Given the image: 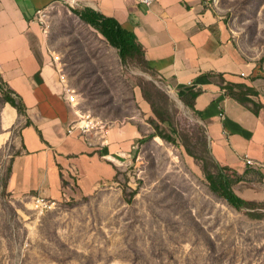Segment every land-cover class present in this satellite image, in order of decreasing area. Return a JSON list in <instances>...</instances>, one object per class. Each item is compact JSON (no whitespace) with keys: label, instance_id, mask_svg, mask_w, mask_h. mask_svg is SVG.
<instances>
[{"label":"rangeland","instance_id":"obj_1","mask_svg":"<svg viewBox=\"0 0 264 264\" xmlns=\"http://www.w3.org/2000/svg\"><path fill=\"white\" fill-rule=\"evenodd\" d=\"M205 5L243 61L263 74L264 0ZM81 8L56 0L44 25L60 55L59 74L75 96V123L97 141L92 154L103 174L94 188L73 190L42 215L30 196L13 194L8 182L19 127L1 120L8 88L0 79V264H264V198L254 200L263 205L257 211H237L210 191L206 175L216 172L217 161L197 113L155 72L123 67L115 49L72 12ZM250 99L264 108V84ZM157 115L170 122L171 130H160L172 141L150 135L148 121L159 123ZM126 124L138 136L115 142L105 155V130ZM245 171L233 188L262 191L264 172ZM72 176L75 184L79 173Z\"/></svg>","mask_w":264,"mask_h":264},{"label":"crops","instance_id":"obj_2","mask_svg":"<svg viewBox=\"0 0 264 264\" xmlns=\"http://www.w3.org/2000/svg\"><path fill=\"white\" fill-rule=\"evenodd\" d=\"M55 1L0 0V79L25 107L22 115L5 103L1 120L12 130L19 127L14 136L19 154L13 161L9 190L61 200L74 191L94 188L102 171H97V154H92L97 141H89L87 129L75 123L72 94L59 74L60 55L51 47L49 29L35 19L37 10L46 11ZM75 1L133 31L148 65L179 95L200 91L194 109L219 165L239 175L247 169L243 155L264 164V108L255 115L223 88L245 83L259 95L264 79H252L256 68L243 61L205 0H155L149 7L135 0ZM135 136L137 130L127 124L118 129L109 126L105 155L115 142ZM259 170L264 172L263 167ZM73 172L80 176L75 184ZM112 174V169L105 172ZM239 188L233 190L244 199L264 198V187L262 191Z\"/></svg>","mask_w":264,"mask_h":264},{"label":"trees","instance_id":"obj_3","mask_svg":"<svg viewBox=\"0 0 264 264\" xmlns=\"http://www.w3.org/2000/svg\"><path fill=\"white\" fill-rule=\"evenodd\" d=\"M72 12H74L84 23L98 31L99 34L109 43V45L117 50V54L123 67L136 65L140 68L155 72L148 65L144 54V47L139 42L133 31L124 28L113 17L103 15L89 7L72 9ZM258 77L264 78V73H256L252 76V79ZM138 85L139 82L137 83V86ZM223 88L230 97L234 98L257 115L259 108L262 106L260 103H255L250 99V96L258 95L254 87L245 83H228L224 85ZM0 90H2L1 87ZM199 92V90L187 91L181 96L182 103L195 113L194 99ZM2 97L3 101L14 107L18 114L23 115L25 113L23 102L13 93V91L8 89L2 94ZM157 116L159 123H156L153 120L148 121L154 129V132L150 135L159 136L165 141H172L173 138L171 135L160 130L161 128L171 130L170 122L164 117L159 115ZM246 172L249 171H245V173ZM206 180L210 191L223 198L229 206L237 211H257L263 206L260 202L244 199L234 192L233 185L242 180V177L235 172H230V170L225 166H221L217 163L216 172H207ZM123 194H126L125 190H123Z\"/></svg>","mask_w":264,"mask_h":264},{"label":"built area","instance_id":"obj_4","mask_svg":"<svg viewBox=\"0 0 264 264\" xmlns=\"http://www.w3.org/2000/svg\"><path fill=\"white\" fill-rule=\"evenodd\" d=\"M140 4H143L147 7L153 4L155 0H135ZM45 17H46V12L44 10H37L35 14V19L40 23V24H45ZM57 57L55 56L54 59ZM243 75V73H241ZM69 101L71 102L72 105L76 103L75 96L72 94L69 96ZM241 160L244 162V164L247 167L254 168V169H260L264 167V164L258 163L252 159H250L247 155H243ZM59 203V200L50 198V197H44L41 195H32L30 197V206L31 208L39 215H42L52 209H54Z\"/></svg>","mask_w":264,"mask_h":264}]
</instances>
